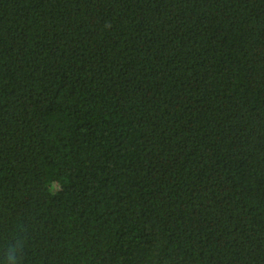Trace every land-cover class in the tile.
I'll use <instances>...</instances> for the list:
<instances>
[{
  "label": "trees",
  "instance_id": "16d2710c",
  "mask_svg": "<svg viewBox=\"0 0 264 264\" xmlns=\"http://www.w3.org/2000/svg\"><path fill=\"white\" fill-rule=\"evenodd\" d=\"M0 264H264V0H0Z\"/></svg>",
  "mask_w": 264,
  "mask_h": 264
}]
</instances>
